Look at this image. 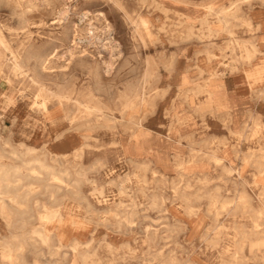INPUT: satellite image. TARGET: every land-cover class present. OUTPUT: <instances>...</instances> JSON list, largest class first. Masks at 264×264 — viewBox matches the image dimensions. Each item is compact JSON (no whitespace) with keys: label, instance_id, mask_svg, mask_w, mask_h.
Returning <instances> with one entry per match:
<instances>
[{"label":"rangeland","instance_id":"obj_1","mask_svg":"<svg viewBox=\"0 0 264 264\" xmlns=\"http://www.w3.org/2000/svg\"><path fill=\"white\" fill-rule=\"evenodd\" d=\"M52 1L0 0V152L11 149L9 138L26 151L24 141L37 148L26 158L69 168V183L51 195L41 173L12 188L19 195L11 199L13 221L1 222L0 264H11L5 247L15 264H169L171 256V264H264V217L255 228L251 208L221 209L228 200L243 205V192L254 207L262 204L264 0H242L232 33L208 6L230 9L236 0ZM250 70H259L256 78ZM141 90L145 102L134 96ZM44 98L50 112L58 109L53 116L39 107ZM132 100L133 109L125 108ZM84 103L115 120L91 114ZM130 116L141 125L135 134ZM71 120L91 145L82 157L56 159L58 124ZM136 134L151 159L147 168L132 163L122 144ZM59 207L64 218L49 224L53 236L45 244L32 232L46 224L39 217L47 208ZM242 231L251 234L243 238ZM76 239L93 241L75 254Z\"/></svg>","mask_w":264,"mask_h":264},{"label":"bare ground","instance_id":"obj_2","mask_svg":"<svg viewBox=\"0 0 264 264\" xmlns=\"http://www.w3.org/2000/svg\"><path fill=\"white\" fill-rule=\"evenodd\" d=\"M24 1V0H23ZM52 1V0H51ZM246 1H248V0H246ZM53 2V1H52ZM235 2V7L234 8H217V7H215L214 5H209L208 6V13L210 14H217V15H219L218 16V19L223 23V25H224V30L226 31V32H228V33H232L233 31H232V27H231V22H232V20L234 19V17L236 16H239V11H240V7H241V3L243 2L242 0H236V1H234ZM122 4V3H121ZM232 6V5H231ZM19 7V6H18ZM60 14V13H59ZM59 16V15H58ZM251 19V18H250ZM205 23L208 25V29L209 30H211V31H213V29L211 28V23H210V21H208V19H206L205 20ZM147 24V23H146ZM251 24V23H250ZM136 27V26H135ZM4 30V29H3ZM104 30V29H103ZM67 32V31H66ZM153 32V31H152ZM81 33V32H80ZM5 34V33H4ZM62 35V34H61ZM208 35V34H207ZM209 35H211V34H209ZM60 37V36H59ZM7 38H8V35H7ZM57 38V37H56ZM61 38V37H60ZM59 38V39H60ZM77 38V37H76ZM65 39V38H64ZM63 40V39H62ZM74 40V39H73ZM58 41V40H57ZM82 41V40H81ZM57 44V43H56ZM56 44H54V45H56ZM59 44V43H58ZM61 44V43H60ZM33 46V45H32ZM79 46V45H78ZM30 47V46H29ZM28 47V48H29ZM39 47V46H38ZM58 47V46H57ZM54 48V47H53ZM32 50H34V49H32ZM36 50V49H35ZM51 50V49H50ZM38 51V50H37ZM36 51V52H37ZM55 51V50H54ZM77 51V50H76ZM33 52H35V51H33ZM32 52V53H33ZM70 52V51H69ZM50 53H51V51H50ZM49 53V54H50ZM54 53V52H53ZM37 54V53H36ZM39 55V54H38ZM42 55H44V53L42 54ZM50 56H51V54H50ZM72 56V55H71ZM252 56H253V51L252 50H249V49H246V53H245V55H244V57L247 59V60H251L252 59ZM25 57V56H24ZM42 57V56H41ZM29 58H30V56H29ZM28 58V59H29ZM32 58V57H31ZM47 58V57H46ZM71 58V57H70ZM36 59V58H35ZM58 59V58H57ZM72 59V58H71ZM37 60V59H36ZM73 60V59H72ZM24 61H25V58H24ZM40 61V60H39ZM49 61V60H48ZM29 62H30V60H29ZM41 63V62H40ZM45 63V62H44ZM52 63V62H51ZM54 63V62H53ZM15 64H17L18 65V62L17 61H15ZM23 64H25V63H23ZM23 64H21V65H23ZM39 64V63H38ZM90 64V63H89ZM111 64V63H110ZM155 64H156V62H155ZM43 65V64H42ZM54 65V64H53ZM37 66H39V65H37ZM28 67H29V65H28ZM41 67V66H40ZM39 67V68H40ZM48 67H50V66H48ZM52 67H54V66H52ZM66 67V66H65ZM90 67V66H89ZM22 68H23V66H22ZM21 68V69H22ZM30 68V67H29ZM43 68H46V64H45V66L43 65ZM55 68V67H54ZM53 68V69H54ZM95 68V67H94ZM31 69V68H30ZM32 69H33V67H32ZM51 69V68H50ZM38 70V69H37ZM91 70V69H90ZM97 70V69H96ZM99 70V69H98ZM97 70V71H98ZM109 70V69H108ZM156 70V69H155ZM33 71H35L34 69H33ZM50 71V70H49ZM150 71V70H149ZM258 71L259 70H255V71H252V70H250L249 72H248V76H252V77H255L256 78V75H257V73H258ZM93 72V71H92ZM105 72V71H104ZM107 72V71H106ZM47 74V73H46ZM94 75V74H93ZM100 76H101V74H100ZM259 77V76H258ZM53 78H55V77H53ZM56 79V78H55ZM71 80V79H70ZM252 80H254V79H252ZM45 81V80H44ZM41 82V81H40ZM45 84V83H44ZM40 85H41V83H40ZM64 85V84H63ZM59 86H61V85H59ZM65 87H66V85H65ZM64 87V88H65ZM128 87V86H127ZM63 88V89H64ZM54 89H55V87H54ZM128 89V88H127ZM142 89V88H141ZM40 90V89H39ZM56 90H57V87H56ZM61 90V89H60ZM139 90V89H138ZM128 91H130L129 89L127 90V92ZM136 91V90H135ZM140 91V90H139ZM47 92H49V91H47ZM130 93H132V92H130ZM125 94V93H124ZM124 94H123V96H124ZM133 94V93H132ZM148 94V93H147ZM159 94H161V93H159ZM52 95H55V96H57L58 98H60V100L62 99V98H64V97H66L67 98V96L68 95H66V94H61V93H54V92H52ZM129 95V94H128ZM134 95V94H133ZM140 95V101L141 102H145V100H146V92L145 91H142L141 90V92H139V93H137L136 92V94L134 95V96H136V97H138ZM131 96V95H130ZM161 96V95H160ZM159 96V97H160ZM128 97V96H127ZM66 98H64V99H66ZM133 98V97H132ZM41 99V98H40ZM123 99V98H122ZM129 100V99H128ZM117 101V100H116ZM125 101V100H124ZM48 100H47V98H44L41 102H39L38 104H39V107L41 108V109H43V111L45 112V111H47L48 112V115L49 116H53L54 114H56V112H57V110L58 109H55V111H52V112H50V110H49V108H48ZM137 102V101H136ZM124 103V102H123ZM73 104V103H72ZM75 104V103H74ZM113 105V104H112ZM124 105H125V108H131V109H133V107H134V105H135V103H133V100L132 101H129V102H127L126 104L124 103ZM73 106V105H72ZM84 106H85V108H87L88 110H89V112L91 113V114H97V116H99V117H102L103 119H105V120H107V121H114L115 120V117H112V116H110V115H108V114H105V113H103V108L101 107V106H99V105H90V104H85L84 103ZM105 106V105H104ZM123 109V108H122ZM121 109V110H122ZM130 109V110H131ZM71 110V109H70ZM69 111V110H68ZM110 111V110H109ZM251 112V111H250ZM21 113V112H20ZM70 113V112H69ZM74 113V112H73ZM76 113V112H75ZM74 113V114H75ZM94 116V115H93ZM96 116V115H95ZM117 116V115H116ZM123 116V115H122ZM60 118V117H59ZM62 118V117H61ZM117 119V118H116ZM121 119V118H120ZM123 119V118H122ZM61 120V119H60ZM59 120V121H60ZM93 120V119H92ZM129 120V122L131 123V128H133L134 130H133V134H135V131L136 130H138V128L140 129V124H138L137 123V121H135V119L133 118V116H130V118L128 119ZM85 121V120H84ZM76 122V121H75ZM90 122V121H89ZM66 123V122H65ZM62 124V123H61ZM107 123H105V125H106ZM258 125V124H257ZM95 126V125H94ZM102 126V125H101ZM104 126V125H103ZM113 126V125H112ZM116 129V128H115ZM81 128H80V126H78L77 124L75 125V124H73V120H71L68 124H66V128L65 129H63V130H61L59 133H58V137H63V136H65V132H68V131H71V132H76V133H79V139L81 140V142H82V145L81 144H79V145H81V147L79 148V149H77L76 151H74L73 153H66V154H58V153H56L55 154V157H59V158H62V159H67L68 158V156H70V155H73L74 157H82V155H83V152H84V149L86 148V147H88V146H90L91 145V143H90V138H91V136L90 135H84V134H82L81 133ZM95 131V130H94ZM70 132V133H71ZM92 132V131H91ZM245 134V133H244ZM124 139V138H123ZM138 137H137V134L135 135V138H134V140H131L130 142H128V143H123L122 142V144H123V147H124V149H125V151L126 152H128L129 154H131L132 156L130 157V161L132 162V163H135V164H138L140 167H144V168H147L148 167V165H150L151 164V159H149L148 157H144L143 155L145 154L144 153V150H143V147L142 146H140L139 144H138ZM63 142V141H62ZM109 142H110V140H109ZM8 143V142H7ZM94 143V142H93ZM59 144H62V143H60L59 142ZM21 145H24L25 147H26V151H23V154H25V155H28V154H32V153H34L36 150H37V148L36 147H32V146H26L25 144H21ZM107 147V146H106ZM119 147V146H118ZM193 148V147H192ZM191 148V149H192ZM13 149V153L14 154H16V155H18V153H19V151L17 152V151H15V149L14 148H12ZM195 151V150H194ZM11 152V151H10ZM9 152V153H10ZM1 153V152H0ZM21 154V153H20ZM11 156V155H10ZM120 156V155H119ZM122 156V155H121ZM210 156L213 158L212 160H215V162H217V163H220V161L222 160V158L221 157H219V156H216L215 154H213V153H211L210 154ZM12 157V156H11ZM15 158H16V156H14ZM196 158H198V155L197 154H192L191 155V159H193V160H195ZM37 160V159H36ZM251 160V159H250ZM34 161V160H33ZM30 162V161H29ZM186 161H181L180 163H179V167H181L184 163H185ZM222 162V161H221ZM258 162V161H257ZM25 164H27V163H25ZM15 165V164H14ZM30 165V164H29ZM8 166H9V164H8ZM13 166V165H12ZM17 166H19V165H17ZM22 167V166H21ZM28 168V171H29V173H30V176L31 175H36V178H38V177H40V174L41 173H43L44 174V176H46L45 178H46V180L48 181L49 180V182H47V187H50V189H51V195H54L55 194V191L56 190H60L61 188H65L64 186H63V183H69V180H68V175H69V173H70V170H69V168H67V167H59V168H55L54 166H52V165H48V164H46V162H45V160H39V166H38V164H37V166H31V167H27ZM6 170L7 171H9L7 168H6ZM16 172H21V170H20V168H15L14 169ZM234 170V168L231 166V165H228V166H226V171H227V173H232V171ZM154 172H157L156 170H154ZM260 172L261 173H264V168H260ZM10 173V172H9ZM13 175H14V173H12ZM81 174V173H80ZM80 176V175H79ZM20 177H21V175H20ZM129 177V176H128ZM3 181V180H2ZM4 181H5V179H4ZM3 181V182H4ZM16 181H17V179H16ZM124 181V180H123ZM259 181L261 182V191H260V194H259V196L260 197H262V204L260 205V207H258V208H256V207H254L253 205H252V200L250 199L251 198V195H249L248 193H246V192H243V193H241V195H239V198H246L245 200H243L244 201V203H243V205H241V203H236L237 205L235 206V207H231V205H230V203H232V200H228V201H225V202H223V204L221 205V209H223V210H233V213L235 214V213H237V211L239 210V209H244V208H251V210L253 211V217H252V219H253V221L255 222H253L254 223V227L256 228V227H259L260 226V223H259V218H261V217H264L263 215H264V184L262 183V176H261V178L259 179ZM17 184V183H16ZM16 184H14L15 186H16ZM18 184H19V182H18ZM257 184V183H256ZM6 187V186H5ZM67 190H69V188H66ZM95 190H97L96 188H95ZM30 191H31V189H30ZM27 192V193H31V192ZM78 192V191H77ZM102 192V191H101ZM0 196H2V195H0ZM13 199H15V197H13ZM240 200V199H239ZM247 201H248V203H250V204H246L247 203ZM190 202V201H189ZM153 204L154 205H157L158 204V200L157 199H153ZM61 205V204H60ZM187 209H188V213L189 214H197V210L195 209V207L192 205V204H188L187 205ZM223 210H220L219 212H221V211H223ZM250 210V211H251ZM240 212V211H239ZM248 213V212H247ZM187 215V214H186ZM63 218H64V213L62 212V210L60 209V207L59 208H55V209H49V208H47V210L43 213V214H41L40 215V217H39V219L41 220V221H43V222H45L46 224L45 225H43L42 226V228L40 229V230H34L32 233L33 234H35V235H37L39 238H41L42 239V242L43 243H45V244H49V239L53 236V233L51 232V225H49V224H52V223H54V222H56V221H62L63 220ZM128 218V221H132L131 219H130V217L128 216L127 217ZM178 222L180 223L181 222V220H178ZM73 224V223H72ZM71 225V224H70ZM77 227H78V225H76ZM224 227L226 226V224H224L223 225ZM227 227V226H226ZM76 230V229H75ZM255 231H257V229H254V232ZM29 234V233H28ZM250 234H251V232H248V231H242V237L243 238H247V237H249L250 236ZM263 234V233H262ZM151 237V236H150ZM152 239H153V237H151ZM92 241H93V239L91 240V241H89V242H82V241H80L79 239H76L75 241H73V243L70 245V248H71V250L76 254L78 251H79V249L80 248H87L91 243H92ZM26 244V243H25ZM107 245L110 247V248H112L113 247V244L112 243H110V242H107ZM149 247L151 248L152 247V243L151 242H149ZM21 248V247H20ZM58 248H60V249H63L64 248V245L61 243L60 244V246H58ZM5 249V251L7 252V255H6V257H8L9 258V260H11V264H15L12 260L14 259L13 258V249L12 248H4ZM243 249H244V245L241 243V244H239V251L240 252H242L243 251ZM85 252H87V251H85ZM171 259L169 260V264H171L173 261H174V258H173V256H171L170 257ZM263 258H264V254H263ZM83 259V258H82Z\"/></svg>","mask_w":264,"mask_h":264},{"label":"crops","instance_id":"obj_3","mask_svg":"<svg viewBox=\"0 0 264 264\" xmlns=\"http://www.w3.org/2000/svg\"><path fill=\"white\" fill-rule=\"evenodd\" d=\"M7 99L10 103L14 102L13 98L10 96H8ZM4 114H5V112L0 114V119L3 117ZM20 116H23V114H22V112L20 113V111H18L16 113V117L19 118ZM58 127H59V129L62 128L61 130H63L66 128V124H64V123L58 124ZM70 132L71 131L65 132V136L60 138L59 142L62 143V144L58 143L60 145V148H58L57 150L56 149L51 150V153L54 155V157H55L56 153H58V154L73 153L74 151H76L77 149H79L81 147L82 142L79 139L80 138L79 133H76V132L70 133ZM7 142L11 145V149L9 151H6V149H4L0 153V195H2V196H0V226H2L1 222L7 221L8 223H11V221H13V218H14L13 208H12L13 202L11 199H13V197L17 198L19 193H17L16 190L12 191V188L16 189L17 187H19V185H17L18 184L17 182L24 179L25 177H35L36 178L35 175L30 176V173H29L27 167L30 165L36 166L37 164L39 166V160H44L43 158H41L38 155L31 157V158H26L27 155L23 154V151L19 150L18 147H16V145L14 143H12V138L4 140L5 144H8ZM22 143L25 144L26 146H32V145L25 143L24 141H21L19 144L21 145ZM78 143L81 145H79ZM1 145L2 144L0 143V146ZM32 147H35V146H32ZM12 148H14L15 151H17V152L19 151L18 155H20V156L16 157V158L22 159L23 164H15L14 165L11 163L8 166V163H6V161L3 162V160H2L3 157H5L7 155L12 156V153H13ZM12 158L15 159V157H13V156H12ZM55 158L60 159V160L62 159L59 157H55ZM25 163H27V164H25ZM17 165H19V166H17ZM21 166L26 170V172L24 171V169H22ZM6 168L9 171H7ZM15 168H21V172L20 171L16 172L14 170ZM12 173H14V175ZM20 175H21V177H20ZM4 179H5V181H4ZM16 179H17V181H16ZM14 184H16V186Z\"/></svg>","mask_w":264,"mask_h":264}]
</instances>
